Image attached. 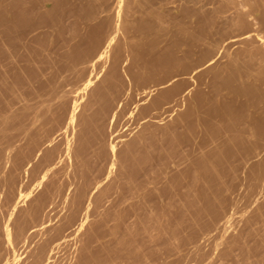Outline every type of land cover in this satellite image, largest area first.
Listing matches in <instances>:
<instances>
[{
    "label": "bare ground",
    "instance_id": "obj_1",
    "mask_svg": "<svg viewBox=\"0 0 264 264\" xmlns=\"http://www.w3.org/2000/svg\"><path fill=\"white\" fill-rule=\"evenodd\" d=\"M0 264H264V0H0Z\"/></svg>",
    "mask_w": 264,
    "mask_h": 264
},
{
    "label": "rangeland",
    "instance_id": "obj_2",
    "mask_svg": "<svg viewBox=\"0 0 264 264\" xmlns=\"http://www.w3.org/2000/svg\"><path fill=\"white\" fill-rule=\"evenodd\" d=\"M179 191V189H177V192ZM176 209V208H175Z\"/></svg>",
    "mask_w": 264,
    "mask_h": 264
}]
</instances>
